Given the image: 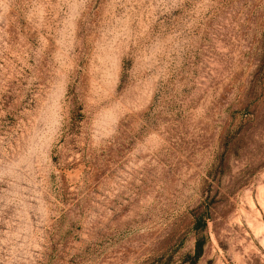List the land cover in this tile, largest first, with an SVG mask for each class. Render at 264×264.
<instances>
[{
  "label": "rangeland",
  "instance_id": "374dc122",
  "mask_svg": "<svg viewBox=\"0 0 264 264\" xmlns=\"http://www.w3.org/2000/svg\"><path fill=\"white\" fill-rule=\"evenodd\" d=\"M0 264H264V0H0Z\"/></svg>",
  "mask_w": 264,
  "mask_h": 264
},
{
  "label": "trees",
  "instance_id": "16d2710c",
  "mask_svg": "<svg viewBox=\"0 0 264 264\" xmlns=\"http://www.w3.org/2000/svg\"><path fill=\"white\" fill-rule=\"evenodd\" d=\"M194 226L195 228H202L205 227V220H204V214L203 212L201 213H196L195 214V221H194ZM202 252V240L198 238L195 243V253L194 257L197 258L200 256Z\"/></svg>",
  "mask_w": 264,
  "mask_h": 264
}]
</instances>
